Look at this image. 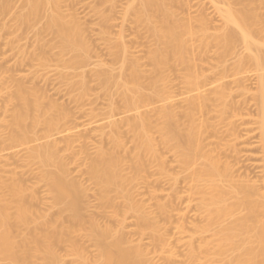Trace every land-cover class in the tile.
I'll return each instance as SVG.
<instances>
[{
	"label": "bare ground",
	"instance_id": "1",
	"mask_svg": "<svg viewBox=\"0 0 264 264\" xmlns=\"http://www.w3.org/2000/svg\"><path fill=\"white\" fill-rule=\"evenodd\" d=\"M174 1L177 0H131L129 3L128 10L148 25L155 38L156 45L149 53L154 68L146 80L139 61L132 59L127 46L120 43L115 51L116 54L123 52L120 78L107 69L101 71L104 87L114 83L128 112H134L123 119L108 121L111 147L97 145L95 154L87 163L88 173L104 205L122 209L118 207L117 197L123 196L127 200L124 202L126 209L123 207L122 211L137 215L140 231L150 233L156 241L163 240V225L142 202L133 198L129 188L142 176L150 161H157L161 173L173 182L171 187L175 191L168 201L157 202L158 210L170 221L172 198L180 197L174 187L178 176L166 169L160 142L154 136V132H158L162 144L175 151L187 171L190 192L198 195L199 208L205 212V222L197 229L207 231L216 227L218 240L215 245L205 241L197 246L193 236L188 239L189 257L195 258L198 249L202 248L210 254L214 251L213 257H220V264H264V217H261L264 213V193L253 185L235 184L231 165L223 162L214 148L206 149L203 130L209 129L212 124L204 117L197 121L196 110L203 113L208 109V97L199 92L196 97L189 98L184 115L170 106L155 107L159 117L157 121L141 109L162 95L160 80L163 73L176 63L187 65V82L192 87H200L201 77L190 56L194 51L189 40V36H195L198 31L190 22L176 18L172 5ZM26 2V8L17 16L20 23L31 25L45 17L47 27L61 40L62 50L72 53L68 64L76 65L86 60L90 44L76 20L67 18L61 12L59 0ZM260 2L264 7V0ZM8 4L7 0H2L0 9L5 10ZM47 8H51L50 13H46ZM218 9L223 16L222 29L212 36L207 34L206 29L202 30L199 46L206 50L214 42L224 54L241 44L245 54L239 55L238 68L243 69L251 62L256 70L261 71L258 91L264 151V12L260 13L253 4L241 1L238 6L228 4ZM99 65L105 66L102 62ZM78 82L83 89L87 87L83 76ZM36 88L18 81L12 89L10 102L14 109L7 120L11 129L10 138L21 143L34 141L37 139L34 138L37 128L44 124L45 140L29 148V158L39 165L38 178L47 184L52 194V207L67 211L70 223H65L60 216L49 217L48 213L35 209L32 202L39 197L34 187L26 186L15 175L10 179L0 175V264H34V257L42 258L44 264H59L62 254L57 245L79 233L89 236L98 247L97 258L93 259L77 241H72L71 249L83 264H151L147 250L140 241L128 238L123 226L114 228L96 217L85 218L82 199L87 190L81 181L71 175L69 164L60 152V142L53 137L54 131L59 130L61 123L70 115L56 101H50L47 106V95ZM215 95L223 101L222 112L228 111L225 89L219 87ZM123 120L132 133V149L127 147L121 133L120 122ZM71 143L72 140L69 144L67 141L70 148L73 146ZM127 164L135 169L132 175L124 170ZM241 208L242 211L239 210ZM118 210L113 213L119 215ZM15 226H24L27 231L17 234L15 231L20 229L15 230ZM170 255L173 256V252L170 251Z\"/></svg>",
	"mask_w": 264,
	"mask_h": 264
},
{
	"label": "rangeland",
	"instance_id": "2",
	"mask_svg": "<svg viewBox=\"0 0 264 264\" xmlns=\"http://www.w3.org/2000/svg\"><path fill=\"white\" fill-rule=\"evenodd\" d=\"M7 1L8 8L0 9V175L5 179L15 175L26 186L34 187L39 198L33 200V207L48 213L49 217L60 216L65 223H70L67 211L52 207V194L47 184L38 178L39 165L29 158V148L45 140L44 124L37 128L34 137L37 139L34 141L21 143L10 138L11 129L7 120L14 109L10 102L11 93L18 81H24L47 95V106L50 101H56L70 115L61 123L59 130L54 131L53 137L60 142V152L69 164L71 175L81 181L87 190L82 199L87 220L96 217L114 228L123 226L128 238L140 241L147 250L151 264H220V257H213L214 251L210 254L198 247L195 258L191 259L188 255V239L191 236L197 246L205 241L215 245L218 240L216 227L207 231L197 229L198 225L205 222V212L199 208L198 195L190 192L191 182L187 171L175 151L162 144L158 132H154V136L160 142L166 169L178 176V183L174 187L180 197L172 198L171 217H168L170 221L158 210L157 202L168 201L175 191L171 187L173 182L169 176L161 173L157 161H150L142 176L138 175L129 188L133 198L142 202L163 225V240L156 241L150 233L140 231L137 215L122 211L127 200L123 196L117 197L118 207L122 209L104 205L88 173L87 163L95 154L97 145L106 148L111 145L108 121L123 119L134 112H128L114 83H110L108 88L104 87L101 71L107 69L113 76L120 78L123 52L115 53L120 43L127 46L132 59L139 61L146 80L154 68L149 53L156 45L155 38L148 25L128 10L131 0H59L61 12L67 18L76 20L90 44L86 60L76 65L68 64L72 53L62 50L61 40L47 27L45 17L31 25L18 21L17 16L26 8L27 0ZM239 1L251 3L258 12H264L260 0H177L172 3L176 18L190 22L198 31L195 36H189V40L194 51L190 56L201 77L200 87L190 86L187 82L188 66L176 63L163 73L160 80L162 95L141 109L157 121L159 117L155 107L170 106L184 115L189 98L196 97L199 92L208 97V109L203 113L196 110L197 121L204 117L212 124L209 129L203 130L206 149L214 148L222 161L231 165L235 184L253 185L264 193V151L258 91L261 71L256 70L251 62L243 69L238 68L239 55L245 54L241 44L224 54L214 42L206 50L199 46L202 30L206 29L207 34L212 36L224 25L218 7L228 4L238 6ZM50 12L51 8H47L46 13ZM101 62L105 66H100ZM82 76L87 81L85 89L78 82ZM219 87H223L227 94L225 102L229 109L224 113L221 110L223 101L215 95ZM120 124L123 139L127 147L132 149V133L125 120ZM70 139L72 148L67 145ZM129 165L124 170L132 175L135 169ZM115 209L119 215L113 213ZM239 210L242 211V208ZM263 214L261 217H264ZM14 229L17 234L27 231L24 226H15ZM72 241H77L93 259L97 258L98 247L95 242L86 234L79 233L57 245L62 254L59 264H83L71 249ZM34 258V264H44L42 258Z\"/></svg>",
	"mask_w": 264,
	"mask_h": 264
}]
</instances>
